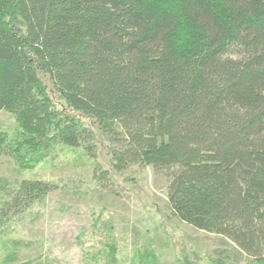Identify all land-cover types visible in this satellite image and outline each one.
<instances>
[{"label":"trees","instance_id":"trees-1","mask_svg":"<svg viewBox=\"0 0 264 264\" xmlns=\"http://www.w3.org/2000/svg\"><path fill=\"white\" fill-rule=\"evenodd\" d=\"M2 110L20 131L0 154L22 168L55 143L103 147L115 173L165 175L173 216L234 247L213 263L264 264V0H0ZM58 188L2 189L0 213Z\"/></svg>","mask_w":264,"mask_h":264},{"label":"rangeland","instance_id":"rangeland-1","mask_svg":"<svg viewBox=\"0 0 264 264\" xmlns=\"http://www.w3.org/2000/svg\"><path fill=\"white\" fill-rule=\"evenodd\" d=\"M0 131L19 133L13 113L0 112ZM97 165L111 173L103 185L93 178ZM25 180L59 188L20 211L0 213V264H218L217 249L234 251L223 236L173 216L165 175L137 166L115 173L103 147L92 158L82 147L55 143L33 168L0 154V211L2 189ZM226 264L253 263L244 257Z\"/></svg>","mask_w":264,"mask_h":264}]
</instances>
